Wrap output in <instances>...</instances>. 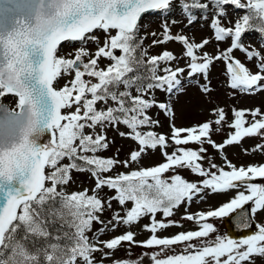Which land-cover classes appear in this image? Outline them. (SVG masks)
<instances>
[{"label":"snow or ice","instance_id":"obj_1","mask_svg":"<svg viewBox=\"0 0 264 264\" xmlns=\"http://www.w3.org/2000/svg\"><path fill=\"white\" fill-rule=\"evenodd\" d=\"M172 2L0 0V98H16L15 108L0 104V264H101L95 253L110 256L125 242L155 249L149 256L152 264H253V257H264V225H256L257 231L241 240L211 239L216 228L208 222L228 216L249 201L254 202L253 212L264 210V184L252 182L264 178V165L236 167L226 160L229 170H225L211 161L208 168L202 164L207 158L205 144L222 151L245 137H264V111L234 109L228 123L225 110L216 108L213 119L198 125L185 128L171 123L170 136L142 130L159 124L149 115L154 107L174 115L168 103L155 99V91L180 92V77L185 72L189 77L206 78L217 60L226 63L232 89L250 94L264 91V53L242 42V35L253 29L264 39V0H180L187 24L211 16L209 27L215 40L230 39L229 47L210 54L205 51L209 38L194 42L184 34H173L165 22L161 38L153 44L179 42L182 56L164 50L149 57L138 36L139 21L149 11L167 13ZM230 6L246 11L226 26L222 21ZM97 30L105 34L103 44L95 35ZM62 42L73 44L63 56L58 55ZM89 42L96 45L94 51L84 46ZM236 50L255 61V73L232 55ZM102 58L110 63L101 67ZM180 59L186 60L185 66H174ZM62 75L71 79L56 88ZM201 91L210 89L203 85ZM225 124L234 131L217 144L211 135ZM121 125L128 131L119 135L135 141L137 149L125 160L98 155L109 148L107 129ZM45 134L50 135L47 143L42 142ZM190 144L199 147H185ZM158 148L163 163L112 174L120 166L128 168L138 162L147 150ZM254 150L264 151V144ZM179 168L203 179L189 182L178 174L163 177ZM73 170L91 174L95 181L91 194L88 190L58 191L60 185L69 183ZM105 188L114 193L110 199L99 195ZM240 188L244 190L218 209L182 217L198 225L197 230L157 235L182 226L168 218L182 204L187 207L194 199H203L206 190ZM113 200L123 214L115 212L108 222L111 230L149 217L150 223L143 226L151 234L147 240L136 241L132 231L102 240L107 226L93 238L87 235L93 223L104 224L100 215L111 208ZM129 202L130 208L126 207ZM157 214L164 219H157ZM57 221L61 226L53 233L50 227ZM242 226L252 224L245 218ZM176 247L182 251L176 252ZM113 264H143V259H119Z\"/></svg>","mask_w":264,"mask_h":264},{"label":"rangeland","instance_id":"obj_2","mask_svg":"<svg viewBox=\"0 0 264 264\" xmlns=\"http://www.w3.org/2000/svg\"><path fill=\"white\" fill-rule=\"evenodd\" d=\"M244 11L245 10L236 9L230 6L227 8V15L222 22L226 26H232V23L245 13ZM210 20L211 16H207V18L200 19L199 22L189 25L187 24V20L181 11V5H174L170 14L164 16L154 14L146 17L139 25L138 35L142 39L143 48L147 51L149 57L158 55L164 50H170L177 57H181L183 47L179 42L169 41L166 44H153L154 39L161 38L160 33L162 32V25L167 22L173 34H184L188 36L190 40L197 43L204 38H209L211 42L206 46L205 51L210 54H216L227 49L231 40L226 39L225 41H216L213 36V31L209 27ZM173 21H175V23H173ZM154 32L157 33V36L155 37L152 35ZM112 34H115V32L113 31ZM95 35L100 38V43L103 44L105 35L104 32L97 30ZM242 42L245 47L258 49L264 53V39H261V34L255 29L246 31L242 35ZM77 46L79 45L77 44ZM84 46L92 51L96 48V45L92 42H89ZM72 47L73 44L64 46L58 55H66ZM119 54L120 53L117 52V55ZM232 55L241 62L245 63L253 73L257 71L255 61H248L244 52L236 50L232 53ZM99 63L101 67H104L109 64L110 61L102 58ZM185 63V59H180L178 64H175L174 62V66L184 67ZM69 79H71V77L62 75L55 82L56 87H62ZM180 79L182 81V90L180 92H176L175 94H167L163 91L154 92L155 99L159 102L168 103L174 115L169 116L156 107L150 109L149 115L152 116L153 120H158L159 124L150 129H142L143 131L151 130L158 134L170 136L171 123H174L176 127L185 128L198 125L204 121L213 119V110L216 108H223L225 110L227 113L228 123H231L233 120L234 109L249 110L259 108L264 111V91H258L250 94L232 89L229 86V76L227 74L226 63L223 60H217L212 64L206 78L203 76L189 77L187 72H185ZM203 85H207L210 91L203 93L201 91V86ZM135 94L136 93L133 91V95ZM1 103H7L11 108H15L16 98L4 96L3 98H0V104ZM85 131L87 132L88 129H85ZM127 131L128 130L123 125H121L119 129L108 128L107 136L110 141L109 148L101 153H98V155L103 157L115 156L120 160L127 159L129 153L136 150L138 147L135 141L119 135L120 132ZM233 131V129H230L228 125L225 124L220 132L213 131L211 138L217 144H220L228 137V134ZM258 144H264V137H245L239 143L225 146L222 151L205 144L204 147L207 148V158L202 161V164L205 168H208L209 161H211L219 167H224L225 170H229L226 166V160L230 161L236 167L262 165L264 163V151L254 150ZM185 147L196 149L199 145L190 144ZM168 150L169 152L172 151L171 148ZM163 162L164 157L162 156L159 148L156 150H147L138 162H133L128 168L120 166L117 169H114L112 174L115 175L117 173L129 172L140 168H150ZM64 163L68 162L64 161ZM213 171H215V169H213ZM177 174L189 182H198L203 179V177L193 174L187 168H179L175 171H169L164 173L163 176L171 177L172 175ZM94 184L95 181L89 172L73 170L71 172V180L69 183L67 185H60L58 187V191L71 194L88 190L89 194H91ZM261 184H264V181H262ZM243 190V188L229 189L224 192H211L210 190H206L202 194L204 197L203 199H194L187 205V207L182 204L179 208L174 210V215L168 218L179 221V224L182 226L169 227L165 230L159 231L157 235L161 237H170L179 232L197 230L198 225L194 222L182 219L186 213L196 214L199 212H207L209 210L218 209L224 203H227L231 199L235 198L239 191ZM99 195L104 199H110L114 193L112 190L105 188L99 193ZM126 207H132L131 202H129ZM116 211H120L121 215L123 214L121 206L113 200L111 201V208L106 207L105 211L100 215V219L104 221V224L101 225L99 223H93L92 230L88 232L87 235L90 238H93L96 234H98V229L107 226V230L102 236H100V239L102 240H109L125 233L126 231L134 232L136 241H145L150 237V232L144 230L143 227L145 224L150 223L149 217H143L138 224H133L131 226L121 224L117 226L115 230H111V225H109L108 222L112 220ZM259 212L258 218L264 223V210H260ZM223 218L224 217L208 219V222L212 223L216 228V232L211 234V239H215L216 236H225L226 229ZM157 219L164 218L160 214H157ZM154 251L156 250L147 249L135 244L129 245L125 242L117 250L112 251L110 256L105 257L99 252L95 253V256L101 264H113V261L119 259L136 260L138 257H142L143 264H152L149 256ZM175 251L180 252L182 251V248L176 247ZM253 264H264V257H253Z\"/></svg>","mask_w":264,"mask_h":264},{"label":"water","instance_id":"obj_3","mask_svg":"<svg viewBox=\"0 0 264 264\" xmlns=\"http://www.w3.org/2000/svg\"><path fill=\"white\" fill-rule=\"evenodd\" d=\"M150 12V11H149ZM148 12V13H149ZM145 14H147V13H145ZM145 14H143L142 15V17L145 15ZM141 17V18H142ZM65 42H62L61 43V45L62 44H64ZM3 105H5V104H3ZM50 139V135L49 134H45V136H44V138H43V141L42 142H44V143H47L48 142V140ZM233 221H235L233 218H230V219H227V226H228V228L230 229V231H229V233L231 234V235H234V230H235V224L233 223Z\"/></svg>","mask_w":264,"mask_h":264},{"label":"trees","instance_id":"obj_4","mask_svg":"<svg viewBox=\"0 0 264 264\" xmlns=\"http://www.w3.org/2000/svg\"><path fill=\"white\" fill-rule=\"evenodd\" d=\"M60 222L57 221L55 224H53L51 227H50V231H53V233H55L57 230H59L60 228Z\"/></svg>","mask_w":264,"mask_h":264}]
</instances>
